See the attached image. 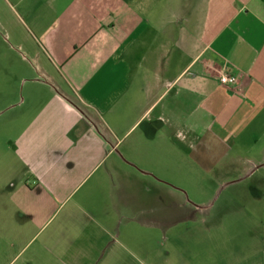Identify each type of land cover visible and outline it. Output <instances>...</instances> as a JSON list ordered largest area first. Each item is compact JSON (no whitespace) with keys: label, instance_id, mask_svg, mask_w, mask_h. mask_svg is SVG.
Listing matches in <instances>:
<instances>
[{"label":"rangeland","instance_id":"rangeland-1","mask_svg":"<svg viewBox=\"0 0 264 264\" xmlns=\"http://www.w3.org/2000/svg\"><path fill=\"white\" fill-rule=\"evenodd\" d=\"M35 45L0 0V264H264V103L220 139L193 99L194 131L97 130Z\"/></svg>","mask_w":264,"mask_h":264},{"label":"crops","instance_id":"crops-1","mask_svg":"<svg viewBox=\"0 0 264 264\" xmlns=\"http://www.w3.org/2000/svg\"><path fill=\"white\" fill-rule=\"evenodd\" d=\"M10 9L41 75L100 118L87 116L94 129L146 106L164 127L194 131L193 99L220 139L261 111L264 0H10ZM224 66L236 84L219 81Z\"/></svg>","mask_w":264,"mask_h":264},{"label":"built area","instance_id":"built-area-1","mask_svg":"<svg viewBox=\"0 0 264 264\" xmlns=\"http://www.w3.org/2000/svg\"><path fill=\"white\" fill-rule=\"evenodd\" d=\"M219 81L226 86H232L238 82V78L235 74L228 72L224 66L222 72L219 73Z\"/></svg>","mask_w":264,"mask_h":264}]
</instances>
